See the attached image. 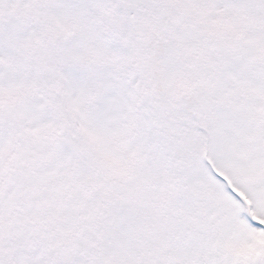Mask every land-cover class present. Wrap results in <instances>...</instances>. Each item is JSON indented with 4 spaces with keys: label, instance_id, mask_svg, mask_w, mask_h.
Instances as JSON below:
<instances>
[{
    "label": "snow or ice",
    "instance_id": "6c2138e0",
    "mask_svg": "<svg viewBox=\"0 0 264 264\" xmlns=\"http://www.w3.org/2000/svg\"><path fill=\"white\" fill-rule=\"evenodd\" d=\"M0 264H264V0H0Z\"/></svg>",
    "mask_w": 264,
    "mask_h": 264
}]
</instances>
